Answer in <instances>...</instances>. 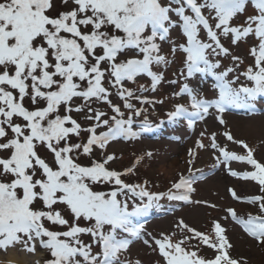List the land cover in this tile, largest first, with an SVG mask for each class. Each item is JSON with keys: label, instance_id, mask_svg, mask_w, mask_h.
<instances>
[{"label": "snow or ice", "instance_id": "snow-or-ice-1", "mask_svg": "<svg viewBox=\"0 0 264 264\" xmlns=\"http://www.w3.org/2000/svg\"><path fill=\"white\" fill-rule=\"evenodd\" d=\"M61 2L62 11L55 0H0V253L44 251L48 255L43 264H143L127 258L130 246L141 241L158 256L155 264H247L231 255L233 245L219 220L207 231L180 219L171 234L146 233L143 224L133 221L160 207L162 199L208 202L192 200L196 178L183 174L166 192L150 190L148 181L127 182L135 166L111 169L116 156L107 148L151 130L146 115L140 129H134V117L146 110L131 103L133 99L142 105L164 103L136 95L126 83L147 75L150 90L157 91L164 75L153 66L167 68L179 54L184 83L174 95L188 99L176 103L167 120H186L192 128L215 110L219 124L225 125L224 143L212 132L209 144L197 140V147L214 150L215 167L224 165L231 176L258 186L260 194L246 198L228 189L233 200L256 206L257 214L244 217L230 206L224 219L264 246V159L227 129L222 115L233 107L254 111V102L264 97V0ZM249 2L255 14L235 24ZM173 31L182 42L171 39ZM249 40L253 63L240 72L243 60L232 49ZM163 43L170 46L167 55ZM225 58L232 67L223 68ZM231 73L237 74L229 78ZM198 74L214 79L215 99L205 98L199 85L192 86ZM138 91L149 88L139 85ZM113 95L121 103H114ZM98 104H106L111 114ZM73 113L82 114L87 124ZM228 142L239 145L243 154L230 150ZM145 155L151 158L153 153ZM81 156L89 159L87 165L79 162ZM189 156L195 157L191 149ZM232 161L250 170L234 171ZM94 185L111 188L98 191ZM203 248L213 255H201Z\"/></svg>", "mask_w": 264, "mask_h": 264}, {"label": "rangeland", "instance_id": "rangeland-1", "mask_svg": "<svg viewBox=\"0 0 264 264\" xmlns=\"http://www.w3.org/2000/svg\"><path fill=\"white\" fill-rule=\"evenodd\" d=\"M55 4L58 10H65V6L61 0H55ZM251 3L246 6V11L243 15L238 16L235 20V24H242L244 19L248 15H254L255 11L250 8ZM172 40L182 42V38L178 31H173ZM253 41L249 40L248 43H241L239 47L232 49V54L239 56L243 63L240 65V72L244 71L246 67L253 63V58L249 55V48ZM170 46L168 43L162 44L163 54H168ZM171 59V57H170ZM223 68L232 67L233 62L230 58H225L222 61ZM183 65L180 62L179 54L175 58V62L170 63L167 68L157 67L159 72L164 75V81L161 86L157 88V91L152 92L150 90L151 82L145 76L140 77L143 79L137 86L144 85L149 88L147 91V97L158 98L163 100V104H155V108L152 109V117L159 115H166L168 111L172 109L175 103L187 102V97L175 96L174 93L179 91L180 84L184 83L183 79L179 77V73L182 70ZM223 68L221 70H223ZM237 73H231L229 78H232ZM138 79V80H139ZM172 80H177L176 84L170 83ZM241 83L244 82V77H241ZM192 86L199 85L200 91L207 99H215L216 91L213 88L215 83L211 76L197 75L195 79L190 81ZM238 86V85H237ZM141 94V92H138ZM169 96V97H168ZM258 99V98H257ZM80 102V101H79ZM114 103H121L118 97L113 96ZM103 111L110 112L109 107L96 105ZM255 108L258 110L257 114L249 112L243 108H229L223 113V119L226 121L227 129L230 130L237 139L245 140L251 147L256 149V155L259 159H264V99L255 104ZM210 114L203 121L196 122L195 126L189 128L187 126H181V121L169 122L168 120L162 124V127L154 129L150 133V136L146 132H142L138 139L128 141L124 139H118L110 143L107 148L109 154H115L116 159L109 163L111 169L117 171H123L131 165L136 164L137 158L143 157L141 162L137 164L135 168V174L125 177L129 183H143L148 181V187L152 191L162 192L167 191L171 187V183L177 180L180 174L186 177V174L191 171H196L202 168L203 178L201 173L198 172L194 177L195 182L193 188L195 191L191 194L193 201H206L208 204H215V208H211L208 204H195L182 202L173 207H163V210L172 209V212L164 211L163 217L157 219H148V224L145 227L146 233H151L153 237H159L160 233L171 234L176 228V223L183 219L188 225L200 230L207 231L211 228L213 220H219L221 224L227 229V236L233 245L231 249V255L237 259L246 260L247 264H264V246L257 244V242L249 237L242 229L240 225H237L230 218L224 219L228 207H236L239 209V214L246 217L248 213H257L256 206L246 203L237 202L232 199L229 188L237 191L241 197H249L253 195H259V188L252 181H245L237 177H233L229 174L227 168L224 165L215 167L216 159L212 154L214 150L211 148H198L197 140H202L205 145L209 144V134L212 132L217 133L218 142L224 143V137L222 133L225 130V125L219 124L217 114L214 109H210ZM74 118L84 123L82 114H72ZM172 131H167L166 129ZM103 130V129H102ZM205 132V136L201 137L200 133ZM229 143L230 150L243 154V149L239 145ZM195 153V157L189 156V150ZM152 152L151 158L145 154ZM96 158L102 159L99 154ZM192 159L190 165L188 161ZM80 163L87 165L89 159L81 156ZM174 165L172 166V164ZM232 170L239 173L250 170V166L238 162L232 161L229 165ZM191 169V171H189ZM108 188L107 185H94V189L103 190ZM110 188V187H109ZM184 208V209H183ZM147 238V237H146ZM42 259L47 255V252L41 251ZM25 254V255H24ZM201 255L211 257L213 252L207 248L201 249ZM30 256L27 253H17L15 249L9 250V253L5 256L0 253V264L7 263L12 257L20 260L22 256ZM33 255V254H32ZM34 258L39 256V253L33 255ZM32 256V257H33ZM127 258L135 261L140 259L143 264H155L158 259L156 254L150 252V250L143 245L141 241H135L130 246V251L127 253ZM41 259V263H42ZM34 264V262L32 263Z\"/></svg>", "mask_w": 264, "mask_h": 264}, {"label": "bare ground", "instance_id": "bare-ground-1", "mask_svg": "<svg viewBox=\"0 0 264 264\" xmlns=\"http://www.w3.org/2000/svg\"><path fill=\"white\" fill-rule=\"evenodd\" d=\"M174 165V163L172 164V166ZM38 253H39V256L37 257H35L34 258V254L32 255H26V256H22L21 258H20V260H18V259H16V258H14V257H12V259H10L7 263H2V264H32L33 262H34V264H41V257H42V253H41V251H38ZM25 255V254H24ZM33 256V257H32Z\"/></svg>", "mask_w": 264, "mask_h": 264}]
</instances>
